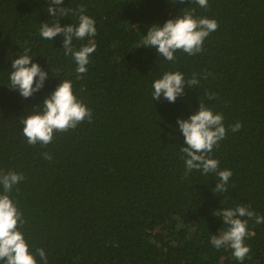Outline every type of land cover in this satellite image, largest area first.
Here are the masks:
<instances>
[{
	"label": "trees",
	"instance_id": "obj_1",
	"mask_svg": "<svg viewBox=\"0 0 264 264\" xmlns=\"http://www.w3.org/2000/svg\"><path fill=\"white\" fill-rule=\"evenodd\" d=\"M81 5L96 27L95 36L72 42L73 51L95 45L85 73L65 54L62 35L39 34L43 23L78 26ZM62 6L67 15L50 16L48 0H0V171L24 177L9 195L25 220L19 230L29 250L42 248L48 264H264V224L254 220L243 261L230 247L210 243L228 227L214 212L245 206L264 216V0H208L206 8L191 0ZM185 12L218 23L201 52L177 50L168 61L143 46L149 27ZM25 54L48 73L27 99L8 86L12 61ZM177 71L199 83L174 103L152 99L153 82ZM65 80L91 110V122L54 132L47 146L30 145L23 119L40 112ZM200 103L224 118L226 136L208 154L233 173L223 193L213 192L214 173L185 176L177 120ZM237 122L241 128L233 132Z\"/></svg>",
	"mask_w": 264,
	"mask_h": 264
},
{
	"label": "clouds",
	"instance_id": "obj_2",
	"mask_svg": "<svg viewBox=\"0 0 264 264\" xmlns=\"http://www.w3.org/2000/svg\"><path fill=\"white\" fill-rule=\"evenodd\" d=\"M176 3L183 4L184 0H175ZM199 6L208 7V0H191ZM64 0H48L47 11L50 16L67 15L68 8L63 7ZM60 6V7H54ZM84 6H80L78 26L67 25L62 27L60 22L49 26L43 23L40 28V36L46 40H53L57 35L63 36V48L65 54H72L78 67V73L87 71L86 65L89 63L90 55L95 51V45L89 44L73 51V38L84 39L95 36V20L84 15ZM218 23L214 19L194 18L191 12H185L174 19H168L163 26L152 25L149 27L143 40V46L154 47L157 53L173 61L174 53L182 50L188 55H196L203 49V42L210 33L216 31ZM11 73L9 76L12 90H18L25 99L32 97L45 85L48 73L44 71L38 63L32 62L29 55H19L11 63ZM38 78V79H37ZM206 78V76H205ZM199 83L195 75L189 80H185L183 73L167 72L162 78L153 82L152 99L161 98L170 103H174L178 97L184 94L185 88H193ZM207 99H215L214 93H207ZM40 112L28 115L23 119V134L30 145L40 143L47 146L53 139L54 132H65L74 129L78 124L87 119L91 122L92 113L73 94L70 81H61L55 90L46 97L42 103ZM223 115L213 113L204 103L199 104L198 111L190 115L187 119H178L179 131L183 134L185 147H181V152L185 154L186 171L185 176L192 170L201 171L203 174L214 173L217 177V184L214 193L227 191V185L232 172L229 169L220 170L219 161L210 158L214 146H219V141L225 138L226 129L223 124ZM233 132L241 128L237 122L230 126ZM44 158L51 160L49 153H44ZM24 177L16 172L7 173L0 171V262L2 264H37L36 256L43 264H48L47 256L42 248H37L35 254L29 250V245L23 233L19 230L25 223L21 211L10 198L9 193ZM214 215L222 218L227 229L219 235H213L210 243L220 249L228 246L233 250V256L243 261L250 252V248L245 245L244 238L247 233L248 220H254L256 224H264V216L257 215L248 207L237 206L234 209H223L214 212ZM247 217L248 219H242Z\"/></svg>",
	"mask_w": 264,
	"mask_h": 264
}]
</instances>
